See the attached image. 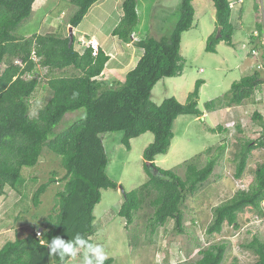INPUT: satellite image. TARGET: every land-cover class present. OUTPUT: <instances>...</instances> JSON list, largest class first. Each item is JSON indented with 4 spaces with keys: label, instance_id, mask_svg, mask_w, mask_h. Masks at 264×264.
<instances>
[{
    "label": "trees",
    "instance_id": "1",
    "mask_svg": "<svg viewBox=\"0 0 264 264\" xmlns=\"http://www.w3.org/2000/svg\"><path fill=\"white\" fill-rule=\"evenodd\" d=\"M35 1L0 0V203L6 197V186L15 189L22 167H34L43 160L45 147L61 157L66 170L62 177L65 182L56 194V212L48 216L39 233L33 230L21 237L17 228L0 233V240L8 235L0 248V264L67 262L71 258L65 255L62 260L59 249L51 253L49 245L54 237H60L66 243L71 241L77 249V234L94 244L92 236L97 232L94 209L101 201L102 189L119 187L106 171L109 157L102 135L107 132L122 131L121 141L128 149L132 139L146 132L153 134V140L143 150L148 179L138 189L123 191L124 200L118 210L129 226L135 223L138 212L145 205L152 209L144 233L134 232L143 235L144 241L137 239L134 243L133 238L131 245L156 243L160 228L171 219L174 229L184 233L183 205L187 195L194 194L208 180L218 155L211 156L202 167L187 163L185 177L159 166L156 156L169 150L178 116L200 117L203 114L198 106L203 80H196L184 102L169 96L156 103L152 99V90L161 79L179 76L184 70L182 36L194 23L193 0H181L179 17L169 34L161 38L147 35L135 42L143 48V54L123 81L111 82L102 76L110 57L101 47L96 53L91 47L80 52L76 49L75 35L35 32L24 36L17 33L19 25L31 16ZM97 1L71 0L76 11L69 23L78 26ZM212 1L216 29L207 38V51H215L220 41L233 43L231 0ZM137 5L138 0H124L123 14L112 30V35L127 43L132 41V33L139 23ZM258 27L262 32V24ZM39 67L46 68L48 75H52L44 80L50 93L33 115L32 98L42 83L35 74ZM70 67L72 71H68ZM261 80V75L254 72L233 81L223 97L225 103L219 107L239 105L246 100L253 103L254 92ZM215 105L214 100L205 103L206 109H216ZM77 110H83V115L64 128L58 127L67 113ZM254 116L262 118L257 111ZM220 128L210 127V130L214 132ZM261 148H264V133L256 139L242 138L241 148L235 153L236 178L243 175L250 157ZM254 173L249 190H239L214 208L213 218L206 228L207 235L222 232L225 223L238 228L239 216L245 209L254 216L264 217V162L256 166ZM48 186V181L44 182L34 192L35 206L40 204V196ZM245 247L256 256L253 264H264V239L255 234ZM226 251V243H212L199 250L200 257L195 264H221ZM112 262L113 259L108 258L105 264ZM231 264H238V259Z\"/></svg>",
    "mask_w": 264,
    "mask_h": 264
},
{
    "label": "rangeland",
    "instance_id": "2",
    "mask_svg": "<svg viewBox=\"0 0 264 264\" xmlns=\"http://www.w3.org/2000/svg\"><path fill=\"white\" fill-rule=\"evenodd\" d=\"M109 1L112 2L111 6L106 5L105 10L99 11L93 17H84L76 28L69 23L71 16L76 11V5L71 0H36L31 16L24 20L16 31L24 36H30L35 32H57L62 35H70L72 27L73 35L76 36V49L82 50L86 47L82 41L88 42L97 38L99 43L101 42L112 52H115L117 36L114 37L111 30L115 24L114 20L122 12V6L120 3L116 4L115 0ZM180 2L181 0H139L141 14L138 24L141 20L142 28L140 27V32L136 31V37H133L131 42L134 44L147 35L161 38L169 34L179 17ZM231 5L234 27L233 43H221L217 48V54L202 49V54L196 59H193V55L200 50L198 43L190 49L183 47L184 70L182 74L161 79L152 90V99L156 103L162 102L169 96H175L184 102L190 91L194 89L197 79L204 78L207 81V84L203 85L201 89L198 101V106L208 112L207 117L205 119L196 118L195 115L190 114L178 116L174 122V137L169 150L156 156V163L159 166L172 169L182 177L186 176L187 163H195L202 167L211 156L218 155L219 157H217L221 161L219 169L222 170L224 166H227L226 171L224 167L223 172H226L230 178L229 181H236L234 178L236 165L234 154L241 148V138L256 139L263 134L264 58L261 59L259 54L264 52V0H243L240 3L237 0H231ZM136 11L139 13L138 8ZM110 14H113L114 20L107 21ZM211 22L212 19L207 11L205 18L201 21L197 18L189 31L205 33ZM259 23L262 24V32L257 28ZM255 31H258L255 36L259 45H255V40L250 37L247 38ZM125 43L127 42H124L123 46L129 47ZM254 50L258 51V54L253 55ZM259 58L260 60L257 62ZM113 59L115 60V58ZM243 64L251 65V69H255L254 66H256L259 73L262 71L263 75L260 74L262 82L254 92L253 103L246 100L242 105H238L240 112L237 113L233 112L234 110L229 112L226 109L225 120H222L220 112L213 113L214 109H206L205 103L214 100L216 108L225 103L226 100L223 97L229 91L231 82L250 72L245 70ZM127 65L123 72L133 66L130 63ZM259 65L262 67H258ZM72 70L71 67L68 68V71ZM35 74L41 78L42 83L32 98L33 115L49 98L50 90L44 80L46 81V78L52 76L48 75L47 69L42 67H39ZM122 75L123 73L117 70L116 74L108 73L103 79L108 82L117 79L123 81L125 76ZM255 111L262 118H256ZM82 115L83 110L69 112L58 127L64 128ZM227 118L228 121H226ZM218 123L228 124L231 136L227 140L228 150L220 148L221 139L227 138L228 135L208 129L210 125ZM122 136V131L107 132L102 135L109 157L106 171L111 179L119 183V187L118 189H102L101 201L96 204L94 209L97 232L92 236V239L94 245H103L108 258L113 259L111 264H195V261L200 257V249L212 243L221 242L227 244V253L221 264H231L235 257L234 252L238 253L237 257H240L241 264L250 263L253 252L240 246L251 237L250 230H247L249 226L244 227L246 219H249L247 211L242 212L239 216L240 227L236 228L225 223L222 232L213 235L206 233V228L213 218L214 208L226 197V194L219 193L220 185L213 182L212 179L215 176L213 178L209 176L199 190L194 194L187 195L183 205L186 228L184 233H178L174 229V220L171 219L160 228L156 243L142 244L144 236L141 234L144 233L146 219L152 213V209L145 205L144 209L138 212L135 223L127 226L126 219L118 213L124 200L120 186L124 190L130 191L138 189L148 179V174L144 169L143 150L153 140V134L146 132L134 138L131 141L130 149L122 143ZM209 147L212 149L207 150ZM42 159L34 167H22L15 189L6 186V197L0 203V233L16 228L21 237L27 236L33 230L39 233L48 216L56 212V194L63 189L65 181L62 177L66 170L61 163V157L51 152L47 147L43 150ZM262 162H264V148L255 151L249 159L248 168L243 175L246 180L244 187L248 190L254 180L255 168ZM51 178L54 181H50ZM47 181L49 186L41 194L40 204L35 206L33 203L34 192ZM229 187L228 185L227 188ZM250 227L254 229L258 227L264 235V221L251 223ZM134 232L141 234L137 235ZM7 237L8 235L0 240V248L5 244ZM133 238L134 243L137 239L142 242L137 247L134 243L132 246L131 239ZM234 246L239 249L237 252ZM83 254L84 249L78 248L77 257L62 264H83Z\"/></svg>",
    "mask_w": 264,
    "mask_h": 264
},
{
    "label": "crops",
    "instance_id": "3",
    "mask_svg": "<svg viewBox=\"0 0 264 264\" xmlns=\"http://www.w3.org/2000/svg\"><path fill=\"white\" fill-rule=\"evenodd\" d=\"M116 1V4H118V3H120V5L122 6V4H123V1L124 0H115ZM106 5H112V2L111 1H109V0H99V1H97V2H95L91 7H90V9H89V11L87 12V14L85 15V18L86 17H89V16H95L96 15V13H98L99 11H101V10H105V7H106ZM193 5H194V8H195V16H194V23L196 22V19L198 18V20L199 21H201V20H203L204 18H205V15H206V12L208 11V13L210 14V17H211V19H212V22L209 24V26H208V29L207 30H205V33H203V31H201L200 33H197V32H190L189 30L193 27H191L189 30H187V31H185L184 33H183V36H182V46H181V54H183L182 53V50H183V47H187L188 49H190V48H192L193 46H194V44H196V43H198L199 44V46H200V50L196 53V54H194L193 55V59H196L198 56H200L201 54H202V49H204L205 51H207L206 50V43H207V38L215 31V29H216V26H215V7H214V3H213V1L212 0H193ZM137 8H138V14H139V16H140V9H139V0H138V5H137ZM122 14H123V9H122V12L121 13H119L118 14V16H117V18H116V20H114L113 18H114V16H113V14L111 15L110 14V16L108 17V19H107V21H111V20H114L115 21V24H114V26H113V28L118 24V22H119V20H120V18H121V16H122ZM140 19V18H139ZM49 20H51V19H49ZM231 22H232V16H231ZM81 23V22H80ZM80 25V24H79ZM78 25V26H79ZM77 26V27H78ZM76 27V28H77ZM138 27V28H137ZM136 27V29H135V31H137V32H140L141 31V29H140V27L142 28V21L140 20V24H138V26ZM113 28H112V30H113ZM258 29H259V27H257ZM112 30H111V33H112ZM190 32V33H189ZM258 31H255L254 33H252V34H249L248 36H247V38L248 37H250L252 40H255L254 41V43H255V45H259L258 43H259V41L258 40H256V36H255V34L257 33ZM186 34H188L187 35V38H186ZM204 35V36H203ZM93 37H95V36H93ZM114 37H116V36H114ZM117 38V42H116V50H115V52H112L110 49H108L105 45H103L101 42V44H100V47L109 55V59H108V61L106 62V65H105V68H104V71H103V73H102V76H103V78L108 74V73H111V74H116L117 73V70L119 71L120 70V72H122L123 73V75L122 76H125L126 74H127V72L130 70V69H132L135 65H136V63H137V61L139 60V58L141 57V55L143 54V49L141 48V47H139L137 44H133L132 42H130V43H125V44H128L129 45V47H124L123 46V43H122V41L118 38V37H116ZM186 38V39H185ZM97 39V38H96ZM233 39H234V33H233ZM99 41V40H98ZM194 41H196V42H194ZM221 43H226L225 41H220L218 44H217V47H216V49H215V51H207V52H212V53H214V54H217V48H218V46H220L221 45ZM85 48V47H84ZM84 48L82 49V50H79L80 52H83V50H84ZM199 48V47H198ZM136 53H138V54H136ZM134 56H136V57H134ZM113 58H115V60L113 59ZM113 59V60H112ZM259 60H260V58L257 60V62H259ZM128 63H130V64H132L133 66L129 69V70H127V71H124L123 72V69H125L128 65ZM257 64V63H256ZM244 65V68H245V70H247V71H250L249 73H247V75H250V74H252V73H254V72H258L259 73V71H257L256 70V66H254V68L255 69H251V65L250 66H248L247 64H243ZM262 73V74H261ZM259 74H261V75H263V72L261 71ZM247 75H245V76H247ZM202 80H203V83H202V85H201V87H200V92H201V89H202V87H203V85H206L207 84V81H206V79H204V78H201ZM236 80H238V79H236ZM235 81V80H234ZM231 84H232V82H231ZM231 84H230V87H231ZM230 89V88H229ZM199 99H200V96H199ZM245 102V101H244ZM239 105H242V104H239ZM226 109H228L229 110V112H231L232 110H234L233 112H235V113H237V112H240V111H238V105H234V104H232V105H223V106H221V107H218V108H216V109H214V111H213V113H215V112H220V114H221V119L222 120H225V117H224V113H225V111H226ZM235 109H237V110H235ZM207 115H208V112L207 111H204L203 110V114L200 116V117H202L203 119H205L206 117H207ZM227 116H228V114H227ZM200 117H197L196 116V118H200ZM229 119L227 118L226 119V121H228ZM228 125V124H227ZM227 125H223V124H221V123H218V124H216V125H210L209 127H208V129L210 130V127H218V126H220L221 128V130L220 129H218L216 132H218V133H225V134H227L228 136H227V138H222L221 140V144L220 145H222L223 144V147H220L221 149H226V150H228V142H227V140H228V138L229 137H231L230 136V133H229V128H228V126ZM211 131V130H210ZM263 133H264V129H263ZM262 134V133H261ZM233 137V136H232ZM234 138H236V137H234ZM153 139V138H152ZM242 139V138H241ZM133 140V139H132ZM131 140V141H132ZM242 141V140H241ZM241 141H240V143H241ZM225 142V143H224ZM226 142H227V145H226ZM147 145V144H146ZM219 157V156H218ZM234 157H235V154H234ZM220 163H221V161L219 160V158H218V161H217V164H216V166H215V168H214V171H213V173L210 175V176H212V178H213V176H215L212 180H213V182H215L217 185H220V189H219V193L221 192V195H225L226 194V197L224 198V200H227V199H229V198H231V197H233L239 190H248L247 188H245L244 186L246 185L245 184V182H246V180H245V177L243 176L244 175V173L246 172V170H247V168H248V165H247V168H246V170H245V172L243 173V175L241 176V177H239V178H236L235 177V174H234V178H236L235 180L236 181H229V177L227 176V174H226V168H227V166L225 167V171L223 172V169H224V167H223V169L222 170H220L219 169V166H220ZM248 164H249V162H248ZM228 173V172H227ZM230 186L229 188H227V186ZM223 199V198H222ZM244 211H247V213H248V217H249V219L247 218L246 219V222H245V225H244V227H246V226H249V228L247 229V230H250V232H251V237L249 238V240L247 241V242H245V243H241L240 244V246L241 247H243V248H246L245 247V245L248 243V242H250V240L253 238V236L255 235V234H257V235H259L262 239H264V235L262 234V232L258 229V227H256L255 229L254 228H251L250 227V224L252 223H255V222H259V221H264V217L263 216H254V215H252V213L250 212V210L249 209H245ZM243 211V212H244ZM96 217V216H95ZM95 221H96V219H95ZM239 227H240V225H239ZM234 249H235V251L237 252L239 249L236 247V246H234ZM246 249H248V248H246ZM248 251H251L250 249H248ZM253 252V251H252ZM226 253H227V251H226ZM234 259H233V261L235 260V258H237L238 259V264H241V261L239 260L240 259V257H237L238 255V253H235L234 252ZM253 254V256H252V258H251V260H250V263H248V264H253L254 262H255V260H256V256H255V254L254 253H252ZM232 261V262H233ZM231 262V263H232Z\"/></svg>",
    "mask_w": 264,
    "mask_h": 264
},
{
    "label": "clouds",
    "instance_id": "4",
    "mask_svg": "<svg viewBox=\"0 0 264 264\" xmlns=\"http://www.w3.org/2000/svg\"><path fill=\"white\" fill-rule=\"evenodd\" d=\"M75 244L79 246L80 249H84L83 254V264H105L108 259V255L105 251L103 245L92 244L88 240L82 238L79 234L75 237ZM51 248V253H56L59 249V255L61 259L67 255L70 258L77 257V248L73 247V243L65 242L64 239L60 237H54L49 245Z\"/></svg>",
    "mask_w": 264,
    "mask_h": 264
},
{
    "label": "built area",
    "instance_id": "5",
    "mask_svg": "<svg viewBox=\"0 0 264 264\" xmlns=\"http://www.w3.org/2000/svg\"><path fill=\"white\" fill-rule=\"evenodd\" d=\"M237 2L240 3V2H243V0H237ZM132 37H134V38L136 37V31L133 32ZM82 42L86 46L91 47L93 49L94 53H96L98 51L99 47H100V43H99V41L97 39H92V40H90L88 42H85V41H82ZM256 54H258V51L254 50L253 51V55H256ZM263 58H264V56H263ZM258 67H262V66L259 65ZM262 204H263V207H264V199L262 201Z\"/></svg>",
    "mask_w": 264,
    "mask_h": 264
},
{
    "label": "bare ground",
    "instance_id": "6",
    "mask_svg": "<svg viewBox=\"0 0 264 264\" xmlns=\"http://www.w3.org/2000/svg\"><path fill=\"white\" fill-rule=\"evenodd\" d=\"M86 46V45H85ZM86 47H88V46H86ZM249 48V47H248ZM260 55V57H261V59L263 58V56H264V52L263 53H260L259 54ZM257 68V67H256ZM122 191H124V188L122 187Z\"/></svg>",
    "mask_w": 264,
    "mask_h": 264
},
{
    "label": "water",
    "instance_id": "7",
    "mask_svg": "<svg viewBox=\"0 0 264 264\" xmlns=\"http://www.w3.org/2000/svg\"><path fill=\"white\" fill-rule=\"evenodd\" d=\"M220 30V27L218 28V32ZM70 35L72 36L73 35V31H72V27H71V30H70ZM120 188L122 189V186H120Z\"/></svg>",
    "mask_w": 264,
    "mask_h": 264
}]
</instances>
